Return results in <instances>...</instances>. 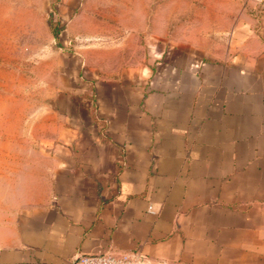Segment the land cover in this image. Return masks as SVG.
<instances>
[{
    "label": "crops",
    "instance_id": "1",
    "mask_svg": "<svg viewBox=\"0 0 264 264\" xmlns=\"http://www.w3.org/2000/svg\"><path fill=\"white\" fill-rule=\"evenodd\" d=\"M259 7L257 20L233 21L222 51L94 76L79 157L68 145L25 149L20 137L23 149L2 145L0 264L104 251L145 264H264Z\"/></svg>",
    "mask_w": 264,
    "mask_h": 264
},
{
    "label": "rangeland",
    "instance_id": "2",
    "mask_svg": "<svg viewBox=\"0 0 264 264\" xmlns=\"http://www.w3.org/2000/svg\"><path fill=\"white\" fill-rule=\"evenodd\" d=\"M263 3L0 0V149L9 143V149H23V142L13 145L20 137L25 149L68 145L70 155L79 157L74 147L89 145L94 76L143 66L151 56L165 62L222 51L237 28L233 21L257 20ZM72 128L73 140L67 136Z\"/></svg>",
    "mask_w": 264,
    "mask_h": 264
},
{
    "label": "built area",
    "instance_id": "3",
    "mask_svg": "<svg viewBox=\"0 0 264 264\" xmlns=\"http://www.w3.org/2000/svg\"><path fill=\"white\" fill-rule=\"evenodd\" d=\"M150 212H153L149 207ZM73 264H145L140 256L123 251H104L92 254H78Z\"/></svg>",
    "mask_w": 264,
    "mask_h": 264
}]
</instances>
